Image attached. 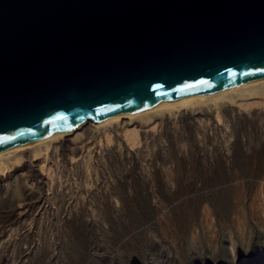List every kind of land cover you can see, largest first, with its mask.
<instances>
[{
    "label": "water",
    "instance_id": "water-1",
    "mask_svg": "<svg viewBox=\"0 0 264 264\" xmlns=\"http://www.w3.org/2000/svg\"><path fill=\"white\" fill-rule=\"evenodd\" d=\"M260 80L264 0H0V155Z\"/></svg>",
    "mask_w": 264,
    "mask_h": 264
},
{
    "label": "bare ground",
    "instance_id": "bare-ground-1",
    "mask_svg": "<svg viewBox=\"0 0 264 264\" xmlns=\"http://www.w3.org/2000/svg\"><path fill=\"white\" fill-rule=\"evenodd\" d=\"M242 128L247 129L244 135ZM187 142L192 149L189 154L186 149L182 152ZM197 162H201L204 182L196 178ZM75 179L81 181L78 187ZM199 186L210 188L195 193L199 202L205 201L206 227L220 222L217 216L212 218L208 206L215 193L224 198L223 191L231 188L233 200H241L252 187L256 197L264 194V80L95 121L87 119L78 128L0 155V199L5 201L0 206V264L9 260L17 264L21 257L32 256L41 245L35 238L43 229L55 232L60 243L80 223L105 218L119 221L125 217L124 207L132 206L136 197L154 205L158 227L169 235L175 230V220L180 222L194 212L189 193ZM257 224L260 233L253 230V236L264 241V219ZM241 225L248 230L243 216ZM226 246L230 258L238 262L231 235ZM9 250L17 256L8 257Z\"/></svg>",
    "mask_w": 264,
    "mask_h": 264
},
{
    "label": "rangeland",
    "instance_id": "rangeland-1",
    "mask_svg": "<svg viewBox=\"0 0 264 264\" xmlns=\"http://www.w3.org/2000/svg\"><path fill=\"white\" fill-rule=\"evenodd\" d=\"M246 131L247 129L243 130L242 128L240 129V134L244 135L246 134ZM73 134L70 136H73ZM170 139L172 140L171 143L173 144L177 142L175 137ZM170 145L168 146L169 149L172 147V145ZM208 145L211 147L210 144H207V146ZM189 146L190 144L188 145L187 142L182 152L186 149V153H191L190 151L192 149L190 150ZM198 154L200 156L202 154V150H199ZM201 167V162H197L196 168L198 170L195 171V173H197L196 178L198 181L204 182L205 177L202 172L203 168ZM79 182L81 181L75 179L74 185L78 187L77 184H79ZM197 189L189 193V195L193 196L194 198L192 199L195 202L194 212L191 213V216H183L180 222L179 220H175V230L174 232L169 233V235L164 234L159 229L158 222L156 220L157 216L155 211H153L155 210L154 205L152 204L148 206L147 204L139 201V197H136L135 203L132 206L127 205L124 207L123 210L125 217L123 216V219L118 221L115 218H105L98 220L96 222L97 224L92 221L80 223L76 226H73V228H75L74 233H69L66 231L67 233L63 235L64 239L62 238L60 243H58L59 241L56 239L57 234H53L55 232H49L48 228L45 232L43 229L42 232H40L35 238L37 243H39V245L41 244L40 247L35 250L32 256L29 255L28 257H21L18 263L169 264L168 262H170V264H264V241L260 236H253V230L260 233V230L257 228V222H260L262 219H264V194H262L260 198L256 197L254 192L255 190L252 187L247 188V191L241 200H233L231 194L233 191L231 188L223 191L222 195H224V198L220 194L215 193L211 196L212 203H208V206H210L212 218L214 219L215 216H217V218H220V222L215 221V227H213V224H210L208 227H206L202 218V206L205 201L201 200L199 202L200 199L198 197L195 198V195L197 193L199 194L209 190L210 188L199 186ZM163 200L165 202H169L167 197H164ZM0 202H2L0 203V206L5 205V201L1 200ZM119 207L120 206H118V208ZM242 216L248 221L249 227L247 231V228H242ZM49 228H51L53 231L54 227L50 226ZM92 228L96 230L94 231ZM213 229H216V233H214L215 236L213 234ZM131 231H135L134 236H132ZM229 235H231V238H233L235 241L234 248L236 249L235 252L238 256V262H236L233 258H230L228 255V248L226 245H228ZM96 237H98V239ZM126 237H128V240L127 242H124ZM38 239L40 241H38ZM51 241L52 244L54 243L53 245L51 244ZM13 251H8V257L9 255L10 258L17 256V252L14 251L13 253ZM55 257L56 259H54ZM27 260H29V262ZM10 261L12 262V260H9V262H6V264H13L10 263ZM47 261H49V263Z\"/></svg>",
    "mask_w": 264,
    "mask_h": 264
},
{
    "label": "snow or ice",
    "instance_id": "snow-or-ice-1",
    "mask_svg": "<svg viewBox=\"0 0 264 264\" xmlns=\"http://www.w3.org/2000/svg\"><path fill=\"white\" fill-rule=\"evenodd\" d=\"M229 75H232V76H234V75H235V73H229ZM202 83H206V82H202ZM58 119H63V117H58Z\"/></svg>",
    "mask_w": 264,
    "mask_h": 264
}]
</instances>
